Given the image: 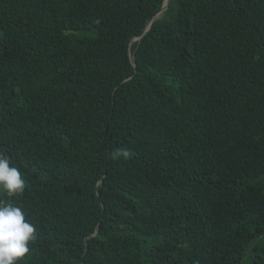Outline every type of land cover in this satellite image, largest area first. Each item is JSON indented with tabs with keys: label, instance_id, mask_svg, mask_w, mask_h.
<instances>
[{
	"label": "trees",
	"instance_id": "trees-1",
	"mask_svg": "<svg viewBox=\"0 0 264 264\" xmlns=\"http://www.w3.org/2000/svg\"><path fill=\"white\" fill-rule=\"evenodd\" d=\"M165 1L0 0L18 264H264V0Z\"/></svg>",
	"mask_w": 264,
	"mask_h": 264
},
{
	"label": "clouds",
	"instance_id": "clouds-1",
	"mask_svg": "<svg viewBox=\"0 0 264 264\" xmlns=\"http://www.w3.org/2000/svg\"><path fill=\"white\" fill-rule=\"evenodd\" d=\"M132 152L126 147L113 150V161L130 160ZM10 160L0 155V193L19 197L26 188L21 170L10 166ZM37 229L25 216L22 207L8 199H0V264H18L36 241Z\"/></svg>",
	"mask_w": 264,
	"mask_h": 264
},
{
	"label": "water",
	"instance_id": "water-1",
	"mask_svg": "<svg viewBox=\"0 0 264 264\" xmlns=\"http://www.w3.org/2000/svg\"><path fill=\"white\" fill-rule=\"evenodd\" d=\"M165 3H166V1H165ZM164 3V6L166 5ZM164 6H163V8H164ZM162 8V9H163ZM162 9H161V11L154 17V19H156L159 15H160V13L162 12ZM154 19L151 21V23L149 24V26H148V28L146 29V31L145 32H147L148 31V29L150 28V26L152 25V23H153V21H154ZM141 37V36H140ZM140 37H137V38H135L134 40H136V39H139Z\"/></svg>",
	"mask_w": 264,
	"mask_h": 264
},
{
	"label": "bare ground",
	"instance_id": "bare-ground-1",
	"mask_svg": "<svg viewBox=\"0 0 264 264\" xmlns=\"http://www.w3.org/2000/svg\"><path fill=\"white\" fill-rule=\"evenodd\" d=\"M168 1H169V0H166V3H165V4H166V5H165V8H166V6H167V4H168ZM165 8H164V9H165Z\"/></svg>",
	"mask_w": 264,
	"mask_h": 264
},
{
	"label": "rangeland",
	"instance_id": "rangeland-1",
	"mask_svg": "<svg viewBox=\"0 0 264 264\" xmlns=\"http://www.w3.org/2000/svg\"><path fill=\"white\" fill-rule=\"evenodd\" d=\"M164 3H165V2H164ZM167 5H168V4H167ZM163 6H164V5H163ZM162 8H163V7H162ZM164 8H165V6H164ZM164 8L162 9V12H164V10H165L167 7H166L165 9H164Z\"/></svg>",
	"mask_w": 264,
	"mask_h": 264
}]
</instances>
